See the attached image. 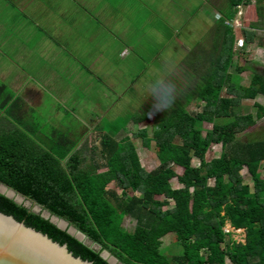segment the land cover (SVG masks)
<instances>
[{"label": "trees", "instance_id": "1", "mask_svg": "<svg viewBox=\"0 0 264 264\" xmlns=\"http://www.w3.org/2000/svg\"><path fill=\"white\" fill-rule=\"evenodd\" d=\"M242 2L227 0L220 12L232 18ZM250 8L257 19L264 17L261 2ZM215 33L210 50L191 51L194 60L192 55L186 59L192 68L185 72L189 86L176 91L174 82L169 84L162 99L171 100V106L153 114L147 104L131 118L135 125L154 118L156 137L145 128L133 134L147 149L155 141L159 165L150 172L133 139L121 137L128 122L98 123L97 145L60 128L44 134L24 117L22 99L9 98V89L0 83V182L67 221L100 249L1 192L0 211L93 264H110L101 256L104 250L122 264H264V136L245 139L264 120V105L255 103V116L236 112L242 101L264 95V67L234 65L232 28L221 20ZM243 37L246 46L256 42L264 48L257 32L244 29ZM247 70L253 75L244 86L240 74ZM193 103L200 111L189 110ZM204 124L212 128L205 130ZM213 145H221V155L208 161ZM194 156L198 166L192 165ZM176 167L183 168L182 174ZM244 169L252 185L245 182ZM173 179L182 187L173 188ZM125 217L135 220L134 230L124 227ZM228 224L245 231L244 243L227 238ZM169 235L182 250L172 260L162 252Z\"/></svg>", "mask_w": 264, "mask_h": 264}, {"label": "rangeland", "instance_id": "2", "mask_svg": "<svg viewBox=\"0 0 264 264\" xmlns=\"http://www.w3.org/2000/svg\"><path fill=\"white\" fill-rule=\"evenodd\" d=\"M160 1L163 4L166 1L175 8L173 12H176L177 14L179 13L182 17L184 16L185 22L181 24L182 29L180 39L182 40L183 35L189 33L193 41L192 48L194 50L196 47L202 45V43L209 42V27L211 22L214 21L215 12L217 11V8L219 10L218 12H220V8L226 4L227 0H172L175 4L171 3L170 0ZM214 3L217 4V6H215ZM243 19L247 26L256 29L259 37L264 38V17L257 19L256 12L253 8L248 7L245 10ZM249 20L252 21L249 22ZM165 23L166 21H164L163 24V29L166 30L164 33L168 34L169 37L176 34V32L173 33L172 29L168 26L165 27ZM8 24H10V22ZM161 35L163 43L169 40L166 35ZM174 39L179 40V38L173 37L172 41L169 40V42L177 44L176 40L174 42ZM28 43L30 44V48L24 47V58L26 57V61L28 60V57L31 56L30 60L32 62L30 65L24 63L22 65L25 68H27L26 66H30L34 72H46L51 69V55L55 57L58 56V58L54 60L59 63L65 59V57L60 54L50 55V44L53 43L51 39L43 46V50L46 51V54H49L48 59L40 54V45L42 44L34 45V40H28ZM172 44L163 49L155 46L157 44L152 45V51H150L149 54L152 53L154 57L151 58V55H146V60L151 59L152 64L150 67H145V65H143V67L147 69L144 70L143 67L139 65V62L137 65H129L128 63H125L123 58L117 53L118 50L123 47V43L120 41H114L112 46L106 48L105 56H100V59L103 58V61L106 62L105 65H103V69L105 70L97 73L94 78L90 77L88 81L86 79L83 80L86 86H88L83 88L84 91L80 97L52 98L50 94H45V98H41L42 100L40 104L29 105L24 115H26V118H29L31 127L32 125L37 124V129L44 134H51L54 128H60L73 135L74 138L80 137V135L84 134L86 136L83 139V142L85 143L89 140L91 144L94 145L99 143L100 135L97 130L93 131L96 123L105 124V122L117 120H121L122 123L126 124L128 122L127 127L121 131V137L130 136L133 139L143 167L150 172L156 169L159 165L155 141H152L151 148L147 149L142 144V140L135 138L133 134L139 129L145 128L148 131L149 137H156L152 128V120L154 118L151 117L152 120L150 119L139 125H135L131 118L134 115L140 114L141 110L144 109L147 104L149 105L148 107L153 108V114L166 109L167 107H165V104H167L168 101L162 98L164 96L163 94L165 92L167 93L170 88L169 84L171 85L172 82H174L172 84L176 86L175 89H177L178 86L181 88L189 86L190 79L185 72L187 70L190 71L192 68L187 64L186 59L189 55L194 53L192 52L191 54L184 55L185 51L179 49L175 54L172 49ZM5 48L6 47H4V49ZM54 50H56L55 47H53L52 51ZM135 50L140 51L138 48H135ZM195 50H198V48ZM112 51L116 52L112 53ZM142 51H145V49ZM245 51L244 55H241L238 51L235 52L233 60L234 65H251L258 69L264 67V48L258 47L257 43L254 42L253 44L247 45ZM143 53L140 55H143L142 59L145 60V54ZM132 56L135 59V55L132 54ZM193 56L194 55L191 57L194 60L195 56ZM183 58L185 66L177 65L178 63L176 62H182ZM1 65L2 59H0V66ZM169 68L171 69V72H168ZM180 68H183L185 71H181L182 69ZM177 69H179V71L175 72ZM233 70L234 68L230 71L233 72ZM34 72L30 73L33 74ZM40 75L42 74H39V76ZM252 75L253 74L250 70L241 73V85H249ZM171 77H173V80H169ZM32 82L36 84L33 80ZM176 91H178V89ZM172 95L177 96V93H173ZM255 103L264 105V95H258L255 100L242 101L236 112L240 115L253 114L255 116L257 112ZM189 110L196 112L200 111V108L193 103L189 106ZM18 114H20V112H18ZM204 128L205 130H209L212 126L210 124H204ZM247 133L250 134L247 135L245 139H257L263 137L264 120L258 121L257 125ZM221 151V145H213L207 153V160L209 161L212 158L219 157ZM199 162L200 160L198 156L192 158V165L198 166ZM176 171L180 175L183 172V168L176 167ZM260 173L264 177V163L261 166ZM242 174L245 177V182L252 185V181L246 169L242 171ZM210 184L213 185V181H211ZM171 185L176 189L182 187L177 179L171 180ZM30 207H35V204L32 201L30 202ZM123 225L126 229L132 231L136 227V222L130 217H125ZM243 235V233H235L228 235L227 238L239 240L241 238L243 239ZM91 246L96 250L100 249L97 245L92 244ZM162 252L166 253L172 260L173 257L181 254L182 250L179 247V244L176 243V238L169 235L164 239ZM227 264L231 263L227 260Z\"/></svg>", "mask_w": 264, "mask_h": 264}, {"label": "crops", "instance_id": "3", "mask_svg": "<svg viewBox=\"0 0 264 264\" xmlns=\"http://www.w3.org/2000/svg\"><path fill=\"white\" fill-rule=\"evenodd\" d=\"M170 1L175 4V0ZM173 10L172 5L166 1L163 4L160 0H0V83L9 89V98L22 99L25 113L29 105H39L45 94H50L52 98L80 97L83 88L88 86L83 80L88 81L105 70L103 65L106 62L100 56H105L106 48L112 46L114 41L123 43L117 53L125 63L137 65L139 62L142 67L152 64L151 59L146 60V55L154 57L152 53L149 54L152 45L167 48L172 44L169 40L172 41L173 37L179 38L174 39L177 44H172L175 54L179 49L185 51L184 55L191 51L200 54L201 50H210L219 23L215 15L209 27V42L193 50L189 33H182L183 39H180L184 16ZM218 11L217 8L215 14ZM164 21L165 27L168 26L176 34L169 37L164 33ZM248 30L257 32L250 26ZM161 34L169 40L163 43ZM50 39L53 42L50 44V55L60 54L65 59L59 63L54 60L58 56L51 55L52 68L46 72H34L30 66L25 68L23 63L30 65L32 62L31 56L26 61L24 58V47L30 48L28 40H34V45L42 44L40 54L48 59L49 54H46L43 46ZM53 47L56 50L52 51ZM142 53L145 60L140 55ZM176 63L185 66L184 58ZM82 135L84 139L86 135Z\"/></svg>", "mask_w": 264, "mask_h": 264}, {"label": "water", "instance_id": "4", "mask_svg": "<svg viewBox=\"0 0 264 264\" xmlns=\"http://www.w3.org/2000/svg\"><path fill=\"white\" fill-rule=\"evenodd\" d=\"M0 192L18 203L30 206V199H26L23 194L2 182H0ZM33 210L42 212L46 219L60 229L67 230L70 235L89 247L94 249L91 245H97L74 226H69L67 221L52 215L47 209L43 210L41 205L36 203ZM97 246L100 248L99 245ZM101 256L110 264H122L106 250ZM0 264H93V262L75 256L67 245L59 244L36 228L28 226L24 221L0 211Z\"/></svg>", "mask_w": 264, "mask_h": 264}, {"label": "built area", "instance_id": "5", "mask_svg": "<svg viewBox=\"0 0 264 264\" xmlns=\"http://www.w3.org/2000/svg\"><path fill=\"white\" fill-rule=\"evenodd\" d=\"M261 2L262 5H264V0H243V2L240 5H237L236 7V14L232 18H226L221 14L220 12H217L215 14V20L221 21L223 20V23L225 26L232 28L234 34H235V51H243L246 47V42L243 37V30L248 29L247 25L245 24V21L243 19L245 10L248 7H256ZM224 231L226 234H235V233H243V239H236L237 242H245V231L243 229H235L230 224L225 226Z\"/></svg>", "mask_w": 264, "mask_h": 264}, {"label": "clouds", "instance_id": "6", "mask_svg": "<svg viewBox=\"0 0 264 264\" xmlns=\"http://www.w3.org/2000/svg\"><path fill=\"white\" fill-rule=\"evenodd\" d=\"M221 13V12H220ZM222 14V13H221ZM219 22V21H218ZM249 27V26H247ZM248 30V29H247ZM236 52V51H235ZM171 96V92L169 91V97ZM171 106V100L167 104H165V107H170Z\"/></svg>", "mask_w": 264, "mask_h": 264}]
</instances>
